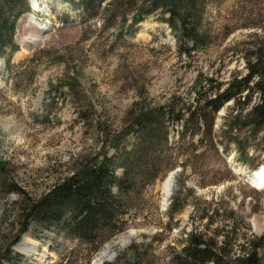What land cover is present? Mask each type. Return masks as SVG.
<instances>
[{"label":"rangeland","instance_id":"374dc122","mask_svg":"<svg viewBox=\"0 0 264 264\" xmlns=\"http://www.w3.org/2000/svg\"><path fill=\"white\" fill-rule=\"evenodd\" d=\"M109 1L39 0L40 11L27 12L44 26L40 42L19 55L20 39L35 31L23 27L24 12L17 49H0V247L18 235L24 194L40 196L106 151L117 178L140 158L128 164L125 223L89 245L34 221L12 245L20 257L7 264H173L189 234L218 244L227 236L236 248L264 234V185L246 178L264 166V126L250 113L264 78L248 68L264 48V0H207L201 40L187 54L178 46L194 43L182 45L161 15L132 26L131 9ZM218 95L203 121L161 114ZM133 107L154 113L153 132H133ZM13 186L24 194L9 192ZM25 237L31 252L17 247ZM260 255L264 264V249Z\"/></svg>","mask_w":264,"mask_h":264},{"label":"trees","instance_id":"16d2710c","mask_svg":"<svg viewBox=\"0 0 264 264\" xmlns=\"http://www.w3.org/2000/svg\"><path fill=\"white\" fill-rule=\"evenodd\" d=\"M20 1L0 0V49L10 47L9 54L17 48L13 40L16 20L21 13L29 10L26 0L18 6ZM116 2L125 4L131 9L132 26L143 21L148 15H161L160 19L175 31L182 45V40L194 43L185 48L179 45V52L189 53L201 40L198 25H201L207 0H110L108 5H115ZM9 61L8 56L7 62ZM248 66L249 76L256 74L261 79L264 78L263 47L256 48L254 58L248 62ZM247 80L248 78L243 81ZM229 90L230 88L224 90L221 95L222 100L229 98V95H226ZM219 96L204 101L200 107L195 104L185 111H181L180 108L175 110L174 106L169 105L166 112L162 113L161 108L157 112H161L166 120L173 118L175 122H185L188 118L203 121L209 112L217 108L213 102ZM261 99L259 103L253 105L250 113L254 115L257 124L264 126V96ZM208 108L209 110H206ZM185 115L188 118L185 119ZM153 116V112L145 111L143 107L140 109L133 107L128 116L133 132L137 135L153 132ZM99 156H93L81 163L68 176L36 198L26 196L17 186L10 188L9 192L23 193L25 198L17 211L20 222L18 235L3 248L0 247V264H7L12 258L20 257V254L14 252L12 245L19 241L20 234L26 232L34 221H39L45 226L65 228L70 237L89 245L97 241L102 231L114 232L122 228L125 220L123 215H120L122 213H119V209L122 206L123 193L128 190L125 182L130 179L129 162L140 158L136 157L130 161L125 159L124 176L117 178L115 156H108V151ZM3 171H5L4 164L0 161V173ZM249 238L244 237L245 241L236 248L227 236L218 244L214 239L203 240L201 234H189L181 252L175 255L173 264H263L260 251L264 249V234L252 235Z\"/></svg>","mask_w":264,"mask_h":264},{"label":"bare ground","instance_id":"6f19581e","mask_svg":"<svg viewBox=\"0 0 264 264\" xmlns=\"http://www.w3.org/2000/svg\"><path fill=\"white\" fill-rule=\"evenodd\" d=\"M30 4H31V12L32 10L33 11H40V3H39V0H30ZM29 11V12H30ZM29 12H27L29 14ZM26 21L23 22L24 24L23 27H25L26 29H29L31 27H35V31L30 34L29 36H26V38H22L20 39V43H21V52L19 55H21V53H23L24 51L27 50V47L29 46V44L33 43V44H36V43H39L40 42V33L41 31L43 30L44 26L42 25H38L37 23L34 22L33 20V17L29 14V15H26ZM257 177L258 176V173L256 172L255 173ZM250 176H253V174H250ZM253 177V178H255ZM247 180H251V178H247ZM171 180L169 179V181L167 182V189L166 192H169L170 188H171ZM127 241H125L124 243H126ZM17 247L20 249V250H23L24 252H31L30 250H34V247L32 246L31 242L29 243V241L27 240V237H25L23 239V241L17 245Z\"/></svg>","mask_w":264,"mask_h":264},{"label":"water","instance_id":"95a60500","mask_svg":"<svg viewBox=\"0 0 264 264\" xmlns=\"http://www.w3.org/2000/svg\"><path fill=\"white\" fill-rule=\"evenodd\" d=\"M127 261H128L129 263H133V262H134V258H133V257H127Z\"/></svg>","mask_w":264,"mask_h":264}]
</instances>
